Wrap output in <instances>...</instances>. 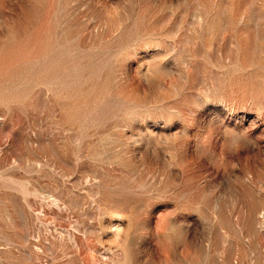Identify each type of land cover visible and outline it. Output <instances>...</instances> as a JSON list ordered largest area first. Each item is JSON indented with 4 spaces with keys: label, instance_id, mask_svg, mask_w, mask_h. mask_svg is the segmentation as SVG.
<instances>
[{
    "label": "rangeland",
    "instance_id": "obj_1",
    "mask_svg": "<svg viewBox=\"0 0 264 264\" xmlns=\"http://www.w3.org/2000/svg\"><path fill=\"white\" fill-rule=\"evenodd\" d=\"M0 264H264V0H0Z\"/></svg>",
    "mask_w": 264,
    "mask_h": 264
}]
</instances>
